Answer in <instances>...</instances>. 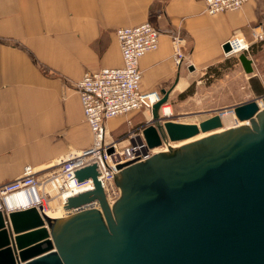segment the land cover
<instances>
[{
  "label": "water",
  "instance_id": "95a60500",
  "mask_svg": "<svg viewBox=\"0 0 264 264\" xmlns=\"http://www.w3.org/2000/svg\"><path fill=\"white\" fill-rule=\"evenodd\" d=\"M236 57L252 97L231 109L245 123L215 131L220 112L163 118L169 90L161 89L141 130L146 144L193 139L117 165L111 205L94 161L73 170L94 187L67 196L70 214L0 209V264H264V83L245 52ZM95 200L99 207H82Z\"/></svg>",
  "mask_w": 264,
  "mask_h": 264
},
{
  "label": "crops",
  "instance_id": "0c3cea01",
  "mask_svg": "<svg viewBox=\"0 0 264 264\" xmlns=\"http://www.w3.org/2000/svg\"><path fill=\"white\" fill-rule=\"evenodd\" d=\"M203 8V0H0V183L27 164L54 165L66 152L91 143L76 82L85 70L122 64L119 27L149 21L158 29L157 48L139 59L140 88L159 97L168 89L163 105L171 108L170 116L200 106L208 97L202 89L234 105L225 72L232 65L249 94L236 55H224L222 45L232 35L250 43L245 53L264 83V37L252 35L255 29L264 36V0L216 14ZM174 31L181 35L180 65L173 59ZM122 122L109 118L108 132L114 134Z\"/></svg>",
  "mask_w": 264,
  "mask_h": 264
},
{
  "label": "built area",
  "instance_id": "2783aa9c",
  "mask_svg": "<svg viewBox=\"0 0 264 264\" xmlns=\"http://www.w3.org/2000/svg\"><path fill=\"white\" fill-rule=\"evenodd\" d=\"M203 11L208 14H216L226 10L240 8L247 0H203ZM119 43L122 64L114 67H102L96 71L85 70L76 82V88L82 107L84 120L87 122L92 140L91 143L81 149L66 152L54 165L37 168L27 164L21 173L13 179L0 183V201L8 196L25 194L29 199L31 194L38 192L41 199L46 201L59 194L67 196L93 188L92 177L76 180L73 170L96 162L99 173L97 180L104 190L106 200L111 205L119 196V187L112 177L118 171L117 165L128 162L140 161L155 152L166 150L167 142L148 147L141 130L151 122V109L154 102L160 97L157 91H143L140 88L141 70L139 59L147 51L154 50L158 46L159 31L149 21L137 25L119 27L115 30ZM255 39H263V33L252 29ZM173 45V59L180 65L184 58L181 51L180 32L171 34ZM225 42L229 44V50L224 51L225 56L237 55L246 52L250 43L243 36L232 35ZM163 118H168L161 113ZM139 112L142 119L133 126L132 118L126 121L133 129L127 132L126 137H113L107 130L106 121L109 118ZM221 112V111H219ZM111 149V150H109ZM54 197V198H55ZM39 206L31 203L29 206ZM27 206V207H29ZM99 207L97 200L85 204L82 207ZM0 209H3L0 206ZM42 210V207H41ZM75 209H67L62 216L70 214Z\"/></svg>",
  "mask_w": 264,
  "mask_h": 264
},
{
  "label": "rangeland",
  "instance_id": "374dc122",
  "mask_svg": "<svg viewBox=\"0 0 264 264\" xmlns=\"http://www.w3.org/2000/svg\"><path fill=\"white\" fill-rule=\"evenodd\" d=\"M237 68H238V66H237ZM230 69L227 68L225 72H227L226 75L228 74V72L230 74V77L228 74L227 79H229V82L231 84H233L232 97H233V101H234V105H235V104L244 102L243 100H245V99L251 98L252 95L250 92H249V94L246 95V93H248V91L245 88H242V86L245 87L244 77H242V74H240L241 77L237 76V74H236L237 69H236V67H234V65H232L230 67ZM205 91H209V89H202L201 91H199L200 93L203 94V96H205L204 95L205 93H208V94H206V96H208V97H205V99H203V103L200 106L191 107V109H189L187 113L173 114L172 116H169V118L176 120V121L191 122V120L199 119L200 117L207 115L209 113L219 112V111H222L223 109H229L233 106V104L227 105L226 103H221L219 95L216 97H214V96L211 97V95L209 94L211 91H209V92H205ZM235 102H238V103H235ZM163 106H165V105H163ZM165 107H169V106L167 105ZM196 108H198V109H196ZM131 115H132V113L117 116V118H120V120H122L123 122L120 123V126L118 128H116L117 131L114 134H112L113 137H117V138L126 137L127 132L132 130L133 126L135 127L136 122L139 120L138 118H141V113H139V115L135 116V118L132 119L131 125H133V126L129 125L126 121V118L130 117ZM136 119H138V120H136ZM44 166H47V165L35 166V167L40 168V167H44ZM54 197H55V195H51V198L49 200L45 201L48 205H50V208L53 209L52 214L56 215V214L64 213V211H66V210H64V208L62 210H59L58 208H56L54 206L55 204L57 205V204L63 202L62 196H60V194H59V199H57L56 197L54 198ZM55 209L59 210V211H54Z\"/></svg>",
  "mask_w": 264,
  "mask_h": 264
},
{
  "label": "bare ground",
  "instance_id": "6f19581e",
  "mask_svg": "<svg viewBox=\"0 0 264 264\" xmlns=\"http://www.w3.org/2000/svg\"><path fill=\"white\" fill-rule=\"evenodd\" d=\"M165 106L161 107V113H162V115H165L166 117L169 118V116L171 114V108L165 107ZM263 106H264V103L260 102V107H263ZM220 116H221L223 125H222V127L217 128L215 131H219L223 128L231 127V126H234L236 124L245 123V121H239L235 118V115H234L233 110L231 108L224 109L223 111H221ZM204 134L205 133H199L195 137H199V136H202ZM191 139H193V138H190L189 140H191ZM189 140L178 141V142L168 141L165 149H167L168 146H170V147L177 146V145L184 143L185 141H189ZM60 196H62V198L64 197V195H61V194H60ZM32 202H33V204H35L37 206H39V204H40L42 207V211L46 215H48L49 217H60L64 214V213H62V214L53 215L52 214L53 209H51L50 205H48L44 200L41 199V196L38 194V192L31 194L30 199L25 194L8 196L7 198L0 201V206L3 209H5L6 211H9V210L17 209V208H25V207L31 205ZM62 203H59L57 205L55 204L54 206L56 208H58L59 210H62L63 209ZM59 210L55 209L54 211H59ZM64 210H66V208H64Z\"/></svg>",
  "mask_w": 264,
  "mask_h": 264
}]
</instances>
